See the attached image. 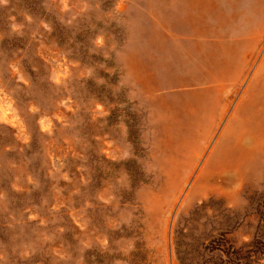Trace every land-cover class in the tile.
Listing matches in <instances>:
<instances>
[{
    "label": "rangeland",
    "instance_id": "rangeland-1",
    "mask_svg": "<svg viewBox=\"0 0 264 264\" xmlns=\"http://www.w3.org/2000/svg\"><path fill=\"white\" fill-rule=\"evenodd\" d=\"M143 2L0 0V264H173L134 199L148 175L119 57ZM126 124L125 155L108 161L97 139ZM259 183L238 205L180 213L174 264H264Z\"/></svg>",
    "mask_w": 264,
    "mask_h": 264
},
{
    "label": "bare ground",
    "instance_id": "bare-ground-1",
    "mask_svg": "<svg viewBox=\"0 0 264 264\" xmlns=\"http://www.w3.org/2000/svg\"><path fill=\"white\" fill-rule=\"evenodd\" d=\"M133 30L119 62L145 147L148 179L134 199L147 239L174 264L180 213L209 200L238 205L264 177V0H144ZM90 113L99 122L96 103ZM128 128L122 141L98 137L108 161L125 155ZM100 197L109 202L106 190Z\"/></svg>",
    "mask_w": 264,
    "mask_h": 264
}]
</instances>
